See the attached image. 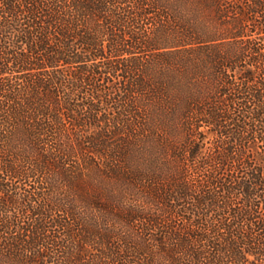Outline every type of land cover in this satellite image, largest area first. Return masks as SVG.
Here are the masks:
<instances>
[{
    "label": "trees",
    "instance_id": "obj_1",
    "mask_svg": "<svg viewBox=\"0 0 264 264\" xmlns=\"http://www.w3.org/2000/svg\"><path fill=\"white\" fill-rule=\"evenodd\" d=\"M0 264H264V0H0Z\"/></svg>",
    "mask_w": 264,
    "mask_h": 264
}]
</instances>
